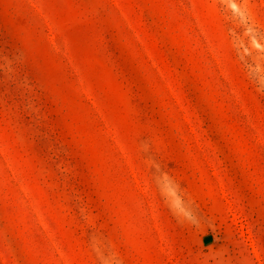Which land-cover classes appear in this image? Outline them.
I'll list each match as a JSON object with an SVG mask.
<instances>
[{
    "label": "rangeland",
    "instance_id": "rangeland-1",
    "mask_svg": "<svg viewBox=\"0 0 264 264\" xmlns=\"http://www.w3.org/2000/svg\"><path fill=\"white\" fill-rule=\"evenodd\" d=\"M0 264H264V0H0Z\"/></svg>",
    "mask_w": 264,
    "mask_h": 264
},
{
    "label": "crops",
    "instance_id": "crops-1",
    "mask_svg": "<svg viewBox=\"0 0 264 264\" xmlns=\"http://www.w3.org/2000/svg\"><path fill=\"white\" fill-rule=\"evenodd\" d=\"M205 238H208V237H205Z\"/></svg>",
    "mask_w": 264,
    "mask_h": 264
}]
</instances>
